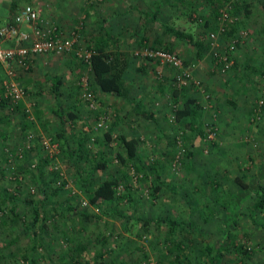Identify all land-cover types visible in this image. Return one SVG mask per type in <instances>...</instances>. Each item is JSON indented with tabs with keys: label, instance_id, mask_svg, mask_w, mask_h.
I'll list each match as a JSON object with an SVG mask.
<instances>
[{
	"label": "rangeland",
	"instance_id": "rangeland-1",
	"mask_svg": "<svg viewBox=\"0 0 264 264\" xmlns=\"http://www.w3.org/2000/svg\"><path fill=\"white\" fill-rule=\"evenodd\" d=\"M69 1L39 0L41 2L40 6L47 4L45 7L50 4L53 5L54 2L64 4L70 13L69 16H62L63 24L61 27L64 31H69L82 25L80 33L83 44H88L85 31L89 28H86L84 22L88 18L86 19L80 8L94 6L103 10L108 5L107 3L113 0H108V2L107 0ZM73 1L79 4L77 8L72 5ZM115 1H119L117 5L121 7L123 1L128 2L129 0ZM135 1L143 9L152 10L155 5L154 0ZM240 1L233 0V4L240 3ZM183 2L184 4L176 12L177 15L172 13V16H170L169 7L168 12H161L159 15L161 23L158 25L153 24V26L147 25L143 30L144 35L142 37L147 38L146 45H153L155 41H158L162 45L170 46L185 61V65L191 69L194 79L199 81L198 86L191 85L186 87V90L190 91L191 95L200 104L201 116L197 121V126L204 131V135L198 136L189 130L182 133L180 124L175 121L174 110L180 104L175 102L172 97L174 71L170 67L161 68L158 65V73H154L152 79L146 77V80L151 82L158 80L157 95L152 96V92L149 91L150 95L145 94L148 101L144 100L146 102L144 104L148 105L149 103L147 108L153 112L155 111L156 122L143 120L135 113L119 112L115 105V102L120 101L119 99L110 98L113 104L108 105L109 103H105L108 100L104 99L101 102V98L94 89L98 105L96 109H91L82 99L81 91H79L76 107L83 124H80V122L79 124L74 123L68 119L66 125H62L70 141L68 151L75 149L78 140H80L84 141L89 153H94L95 158L100 156L99 152L106 150V148L100 142H96L100 141L102 134L111 128L114 135L122 133L126 136L139 137L141 140L139 151L141 160L137 165L145 164L148 166L158 158L160 162L158 172L163 173L168 183V186H163L161 191L153 196L151 189L154 175L147 174V176H144L142 173H138L134 168L137 166L136 164L121 167L119 169L121 173L126 171L128 177L126 180H122L118 187L117 193L120 198L114 202H104L101 204V209H97L89 204H84L87 202V197L81 189L80 183H78L76 166H73L71 159H68L70 155L66 152L59 153L58 142L54 138L61 129V122L53 112L46 115V118L42 121L45 123L44 125L41 124L39 128L35 125L33 129L25 130V132H22V127H12L3 124V122L0 123V170L5 172L0 178V184L8 192L15 190L18 193L19 190L21 199L24 197H39L36 183L30 177L38 172L36 168L38 161L44 160L45 182L54 178L56 185L62 184L65 195L64 200L71 201L79 209L99 213L102 217L101 219L86 220L58 208L55 213L46 210L45 214H40L39 222L32 228L29 226L33 214L30 212L29 206L20 203L18 205L19 221L11 223V217L3 215V217L6 216V225L0 224L1 263L16 264V260L21 263L24 261V258H21L18 252L19 247H23L25 250L32 247V233L25 230L26 233L24 232L20 241L8 248H6V243L17 233L22 234V231L28 227L37 231L38 234V245L33 254L38 264H72L74 261L89 264L93 262L99 249L104 251L101 258L105 264H140L143 262L145 264H157V259L161 263H165L167 247L165 238L173 234L181 239L182 235V231H178L176 234H174L175 232L169 233L164 220L168 218L178 219L180 226L184 227L189 222L193 223L197 232L191 231L193 245H195L196 250V253L193 252L191 255L192 264H204L203 258L200 259L197 252L203 249L205 244L213 243L224 237L225 231L219 228L220 220L224 214L222 209L223 199L227 193L236 189L233 177L247 173L250 170L247 167L253 165H251L252 159H255L256 162L260 160L261 154L248 153L249 150L255 151L261 147L264 140V87H259L260 84L264 85V70L262 73L253 74L248 67L245 68L246 70L240 69L239 65H235V57L239 53L241 54L242 49L244 53H250L249 55L254 57L258 55L261 61H264V27L257 26L259 27L257 28L250 24V21L246 23L243 19H240L241 17L239 18V14L231 16L240 23V27L229 40L224 39L222 35H218V42L222 47L228 45L230 41L236 40L235 50L230 53L232 63L226 70L221 71L214 64L212 49L209 47L208 42V33L217 30L219 23L222 21L221 15L212 17L213 14L209 7L200 3L197 4L196 0H183ZM73 18L77 21L74 22ZM131 19L130 22H134ZM139 20L136 22L137 26L135 28L141 26L140 22L143 21V18ZM206 20H209L210 24L213 23V27H205L204 22ZM243 22L246 24H243ZM164 24L172 25L177 29L190 33L194 41L202 45L203 48L199 58L200 60L207 59L206 61H211V67L216 72L218 79L225 81L230 76L232 79L234 73H238L239 79L245 80V84L251 85L255 82L258 87H233L230 85L229 87H223V90H221L222 87L209 89L204 80L194 74L196 68L194 62L199 61L195 57L196 44L191 43L186 38H175L166 33L163 27ZM241 31L246 32L244 37H241ZM142 39L132 47L133 57H135L134 51L142 46L144 41ZM261 41L262 43H259ZM191 58L196 60L189 61ZM261 61L258 63L260 69L264 66V62ZM164 68L168 69V73L163 72ZM165 81L168 86L164 87V91L159 86L160 84L165 86L163 84ZM235 82L239 81L235 80ZM160 89L163 90L160 91ZM235 89L239 91L236 93ZM242 90L246 91L242 92ZM30 111L29 113L26 112L29 116ZM66 112L64 111V113ZM100 115L107 117L104 126L98 125ZM26 120L28 119L26 118ZM35 122L33 120L31 124L34 126ZM36 135L40 136L37 145L34 143ZM72 136L73 138H71ZM177 136H180V143L176 142ZM43 139H49L52 152L42 144ZM109 147L111 150L107 152H110V154L116 150L112 144ZM188 151L191 155L188 154ZM4 158H6V163L2 161ZM18 159H27V161L22 166L23 170L18 173L22 186L16 188L17 171L15 165ZM85 161H82L81 165L86 163ZM255 166H253L254 170ZM118 168V163L114 159H109L106 168L98 172V176L105 178L117 175ZM253 172L252 170L251 173ZM219 184L221 186L218 187ZM126 186H129L130 189L128 195ZM123 194L125 197H122ZM173 199H177L179 202L174 203ZM243 213L239 220L240 228L235 229L234 226H230L229 229L231 230L227 233L229 238L238 243L246 241V249L250 253L248 256L243 255L240 257L226 253L227 258H224L226 259L224 264H264V216L250 212L247 208ZM138 215H142L144 219H154L155 221L148 225H142V220L136 223L129 220V218H135L134 220H136ZM128 228L129 230H127ZM78 243L84 244L83 251L82 249L76 250ZM10 251L15 254L14 257L13 254L9 253ZM44 252L48 253L46 255L49 256L46 257ZM71 257H73V260ZM99 260L101 259L99 258Z\"/></svg>",
	"mask_w": 264,
	"mask_h": 264
},
{
	"label": "trees",
	"instance_id": "trees-1",
	"mask_svg": "<svg viewBox=\"0 0 264 264\" xmlns=\"http://www.w3.org/2000/svg\"><path fill=\"white\" fill-rule=\"evenodd\" d=\"M227 2H229V0H207L206 6H208L211 10V13L213 14L212 17H215L218 15L220 16L221 7L226 5ZM259 3L264 13V0H260ZM248 5L249 2H247V0H241L240 3L233 4V7L229 11V15L233 16L239 13L241 7H246ZM157 13L158 8L156 12L151 14V18L154 19ZM223 24L224 31L218 33V35H222L224 39L229 40L232 36L237 33V27L240 23L236 20H233V22L224 21ZM204 26H210V21L206 20L204 22ZM163 27L165 32L171 34L173 37L180 39L186 38L193 44H196L197 53L201 55L203 47L200 43L194 41L193 36L190 33H186L183 30L177 29L176 27L169 24H164ZM146 39L147 38L144 39L142 45H145ZM102 40L103 39L101 37L95 36L87 42V45L94 50V53L91 57V70L89 73L91 89H98V91L105 94L123 96V74L128 65L129 53L119 49L118 47L107 48V45L104 44ZM149 46L168 50L179 55L170 46L162 45L158 41H155L153 45ZM147 61L154 60L147 59ZM172 97L174 98L175 102L180 104V106L174 110V116L175 121L180 124L181 132L185 133L189 130L191 133H195L198 136H203L204 131L197 126V121L200 119L201 116L200 104L197 99L190 96V92L186 90V87H172ZM0 103L1 106L5 107L6 109V114L4 115L5 117L9 118L10 114H12L13 112H21L24 117L26 116V111L21 101L18 104L14 105L13 109H10V106L8 105L6 100L1 101ZM138 108V113L145 114L148 118L153 119V113L143 109V107L141 106H137V109ZM52 112L59 118V121L61 122V129L54 138L58 142L59 153L63 154L64 152H66L68 155H70L68 159H71L72 165L76 166V171L78 174L77 178L79 180L78 183H80L81 189L86 194L87 203L94 208L101 209L102 203L117 201V199L120 198L117 193L118 187L121 184V181L126 180L128 177V173L126 171H122L121 173V170L119 169L121 167L129 166L131 164H138V162L141 160V155L139 152L141 140L138 137H128L122 133H117L114 135L112 133L113 129L109 128L102 134V139L96 142H100L106 148V150L99 152L100 156L95 158L94 153H89L84 141L80 140H78L75 149L68 151V148H70V141L69 137L66 136L65 128L62 127V125L65 126L68 119L75 123L77 119V116L75 115L76 113L73 110H69L64 113L61 108H58ZM4 116L0 115V120H5ZM27 124L25 123V125L22 126V132H25V130L29 131L33 129L34 126L31 123L28 125ZM39 137V135H36V137L34 138L35 145H37L38 141H40ZM71 138H73V136ZM111 144L115 147L114 149L116 150L110 154V152L107 151L111 150V148L109 147V145ZM68 152H70L71 154H69ZM189 152L190 151H188V154L191 155V153ZM109 159H114L118 163V174L114 176L100 178V176H98V172L106 168L107 161ZM2 161H5V163L7 162L6 158H4ZM16 161L17 163L15 165V169L17 171V176L15 183L17 185L16 188H19L22 186V183L21 179L18 177V173L19 171L23 170L22 166H24L27 159H18ZM82 161H85L86 163L81 165ZM158 165H160V162L158 161V158H156L148 166L143 164L134 167L138 173H142L144 176H147V174L154 175L153 187L151 189L153 196L157 195L158 192L161 191L163 186H168L167 180L164 178L163 173L158 172ZM36 168L38 172L36 174H32L30 179L36 183V189L38 194L40 195L39 197H24L23 199H21L19 197V190L18 193H16L15 190L12 192H8L6 188L3 187L2 184H0V224L6 225V216L11 217V223H17L19 221L20 216L18 214V205L20 203L29 206V210L33 214L32 221L29 226L32 228L37 222H39L40 214H45L47 212L46 210L55 213L57 212L58 208H62L66 211L71 212L73 215H78L82 219L86 220L102 218L100 216L101 214L99 213L79 209L71 201L66 199L64 200L63 198L65 197V195L62 184L59 186L56 185L55 181L53 180L54 178L50 179L48 182H45L46 178H44L43 170L45 169L44 160H39L38 166ZM4 173L5 172L3 170H0V178L1 176H3ZM233 182L236 185V189L227 193L222 202V208L224 209L226 215L224 220H222V225L224 228H226L225 236L222 239L214 241L213 243L205 244L203 249H200V251L197 252V256L200 259L203 258L204 264H224L223 258L226 253H229L235 257H240L243 255L248 256L250 251L248 252L246 249V241L238 243L232 238H229L228 233L231 230L229 229V227L234 226L235 228H238L240 217L244 214L243 211L246 210V208L250 212H255L256 214L264 216V156L260 160L259 165L257 167V171L255 173H251V171L249 170L247 171V173H243V175H235L233 177ZM128 187L129 186H126V189L128 190L126 192L127 195L130 191ZM122 197H125L124 194L122 195ZM3 215L6 216L3 217ZM140 220H142V225H148L151 222V219L145 220L144 218H142ZM165 222H167V224L171 226L168 230L169 233L175 232L174 234H176V232L182 231V235L181 239H178V237L173 234L165 238V241H167V247L165 251L166 261H164L165 263H161L157 259V264H192L191 255L193 252L196 253V250L195 245H193L194 243L192 241L193 236L191 231L197 232L194 229L193 223H187L184 227L180 226V222L178 221V219H169L167 221L165 220ZM29 227L27 229H24L22 231V234L17 233L12 239H9V241L6 243V248H8L10 247V245L14 243L17 244L20 241L25 230L28 233H32V247L29 250H25L23 249V247H19L18 252L20 254V257L24 258V261H22L21 263L16 260V264H38V262L35 261L33 257V254L36 251L38 245V234L37 231H34V229L32 230V228ZM199 233L200 232L198 231V234ZM81 244L82 243H78V246L76 245V250H80L78 248L80 246L84 247V244ZM9 253H11V255L13 254L14 257V253H12L11 251ZM46 254L48 253L44 252V255ZM103 254L104 251L98 252L96 257L93 259V262L89 264H105L104 260H102L101 258L103 257ZM48 256L49 255H46V257ZM71 258L73 260V257ZM99 258L101 260H99ZM0 264L4 263L0 262ZM72 264L83 263L74 261Z\"/></svg>",
	"mask_w": 264,
	"mask_h": 264
},
{
	"label": "crops",
	"instance_id": "crops-1",
	"mask_svg": "<svg viewBox=\"0 0 264 264\" xmlns=\"http://www.w3.org/2000/svg\"><path fill=\"white\" fill-rule=\"evenodd\" d=\"M24 1L27 2L24 3ZM24 1L0 0V29L4 27L7 23H9L12 20L13 15L18 11H20V9L23 8L25 5H32L38 8L40 10V16L42 19H44V21L52 24H56L59 30L63 29L61 27V25L63 24L62 19L65 15L69 16L70 13V11L65 8L64 4L62 3L59 4L57 2H54L53 5L49 3L50 5L45 7L47 4L40 6L41 2H39V0H24ZM61 1L65 2L69 0H61ZM113 1L108 2L107 0L108 5H106V8L103 10L95 8L94 6H86V7L81 6L82 8H80L84 12L83 15L86 17V19L88 18L87 20L84 21L86 28H89L87 29V31H85L87 42L90 41L92 37L95 36L101 37L103 39L102 40L103 43L107 45V48L118 47L119 49L129 53L128 65L123 74L124 95L118 96L114 94H105L98 91V89H95V92L99 95V98H101L100 99L101 102L104 101V99H107L108 102L105 103H109L108 105L113 104V101H111L110 98L119 99L120 101L115 102V105L119 109V112L135 113L143 120H150L156 122L157 116L155 114V111L153 112L152 110L148 109L147 107L149 103L148 105L144 104L146 103L144 100L148 101L145 94L150 95V92H152L151 94L152 96H154V94L157 95L156 92H158V80H156L155 82H151L146 80V77L152 79L154 73H158L159 64L154 61L139 60L133 57L131 49L135 44H138L139 40L144 38V36L142 37V35H144L143 30L146 28L147 25L153 26V24L158 25L161 23L159 21L160 19L159 15L161 12H168L169 11L168 7H169L171 13L170 16H172V13L174 15H177L176 12L178 8L182 4H184V2L183 0H154L155 5L152 8V10H149V9H143L139 5V3L135 0H129L128 2L123 1L121 7L117 5L119 1H115V0ZM196 1L197 4L200 3L203 4L204 6L207 5V0H196ZM259 1L260 0H247V2H249V5L246 7L245 6L241 7L239 13L237 14H239V18L241 17L240 19H243L246 23L250 21V24L256 27L261 26L262 28L264 27V13L262 11ZM73 2L72 5H75L77 8L79 4L75 1ZM157 8H158V13L156 14L155 18L152 19L151 14L156 12ZM130 18H132L131 20H133L134 22L131 23ZM141 18H143V21L140 22L141 26L135 28V26H137L136 22ZM75 21L77 20L74 19V22ZM245 22H243V24H246ZM129 23H130V27H129ZM212 24L213 23L210 24V27H213ZM239 27L240 24L237 27V29ZM21 29L29 34L32 31V28L27 23H22ZM0 40L2 41L3 45H8V46L28 44V42H23V41L18 42L15 39L3 40L0 38ZM259 43H262V41ZM241 54L239 53L237 56L235 54L236 66L239 65L240 69L241 68L245 69L248 67L253 74H258L263 72L264 66L261 69L260 66H258L259 61H261L260 56L257 55V57H254L253 55H249L250 53L249 54L244 53L242 49H241ZM195 57L200 62L199 61L194 62L196 64V68L194 69V74L197 77H200L202 80H204L206 86L209 87V89L211 90L214 89L215 87H222L221 90H223V87H229L230 85H232L233 87H258V85L255 82H253V84L251 85L245 84V80L239 79L240 76L237 75L238 73H234V77L232 79L230 76L225 81H222L216 77V72L211 67V61H206L207 59L200 60L197 50ZM196 59L191 58L189 61ZM84 67L85 64L82 63L75 56L74 52L61 54V55L37 54L31 56L27 60V64L25 67L14 65L15 73L13 79L17 82L18 85L24 87V89L27 92L26 99L22 101L23 107L25 108L26 105L29 104L30 109L32 110L30 111V116L29 114L26 113L27 115L24 117L21 114V112H16V113L13 112L12 114H10V117L8 118L4 116L6 114V109L5 107L1 106L0 103V109H1L0 115L4 116L5 118V120L1 119L0 123L3 122V124L11 125L12 127H16V126L22 127L23 125H25V123L30 124L34 120L36 121L35 124L33 123L34 127L36 125L37 128H39L41 124L42 125L45 124L42 121L46 118V115L48 113H51L52 111L58 108H61L63 112L73 110L76 113L75 115L77 116L75 123L77 122L79 124L80 122V124H83L81 115L78 113L79 111H77L78 108L76 107L77 106L76 101L78 100L80 94L79 92L80 89L77 81L80 77L81 72L84 70ZM160 67L162 68L161 65ZM167 70L166 68H164L163 72L168 73ZM8 79H10V76L7 74L6 67L4 64L0 63V93H2L3 91L4 82ZM235 80H238L239 82H235ZM163 84H165V86L160 84L159 87L163 88L165 91L167 85L166 81L165 83L163 82ZM259 87H264V85L260 84ZM163 89H160V91ZM238 91H239L238 89H235L236 93ZM245 91L246 90H242V92ZM190 96L195 98L193 95H191V92H190ZM153 99L156 100L155 97H153ZM137 106H141L143 107V109L153 113V119L148 118L145 114L138 113L139 108L137 109ZM26 118L28 120L29 119L31 120L28 121L26 120ZM57 119L59 120L58 117ZM128 137H132V136H128ZM246 149H248V147H246ZM253 153L261 154L260 160L263 158L264 140L261 144V147H259L255 151L249 150L248 154H253ZM260 160L256 162L255 159L254 160L252 159L251 165L252 164L253 165L247 168L250 169V171L253 170L254 171L253 173H255L257 171V167L259 165ZM253 166H255V170L253 169L254 168ZM219 186L221 185L219 184L218 187ZM173 202L175 203L179 201L177 199H173ZM223 212L224 214L220 220L219 228L226 232V228H224L222 225V220H224L226 216L224 209ZM142 217H143L142 215H138L136 219L139 220H134L135 218H131V219L129 218V220H132V222L134 221V223H136L137 221H140V218ZM169 219L170 218L164 220L167 221ZM150 221H151L150 223L152 222L154 223L155 220L151 219ZM165 223L167 225V230H169L171 226H169L167 222ZM238 228H240L239 225ZM127 230H129V228ZM78 248L82 249L81 246ZM100 251L103 250L99 249L98 252ZM225 257L227 258V254H225L224 258ZM224 258H223V263L226 261V259Z\"/></svg>",
	"mask_w": 264,
	"mask_h": 264
},
{
	"label": "built area",
	"instance_id": "built-area-1",
	"mask_svg": "<svg viewBox=\"0 0 264 264\" xmlns=\"http://www.w3.org/2000/svg\"><path fill=\"white\" fill-rule=\"evenodd\" d=\"M233 7V0H229L226 5L221 7L220 15L222 21L219 23L217 31L208 33L209 47L212 49L214 64L221 71L230 67L232 59L230 53L235 50L236 40L230 41L228 45L221 46L218 42V33L224 31V21L233 22L235 18L229 15L230 9ZM27 23L31 28V33H27L21 29V24ZM79 27H74L69 31L59 30L56 24L44 21L40 16V10L32 5H25L17 13L13 15L12 20L0 29V38L3 40L15 39L18 42H28V44H19L17 46L3 45L0 40V63L6 67L7 74L10 79L4 82L2 93H0V102L6 100L10 109L24 101L27 92L13 79L14 65L25 67L27 60L37 54H67L74 52L75 56L85 64V69L81 72L78 79V86L81 91L82 99L87 103L89 108L96 109L98 105L97 97L90 86V70L91 57L94 50L87 44H83L82 35ZM245 31H241V37H244ZM134 56L141 60L152 59L161 66H167L173 69V86L189 87L191 85H199V81L194 79L191 69L188 68L182 58L174 52L155 48L149 45H142L134 51ZM160 76V75H159ZM158 77V76H156ZM262 102V101H260ZM25 111L29 113L30 105L27 104ZM105 115L99 116V126H104ZM180 136L176 137V142L180 143ZM42 144L50 148L49 139H43ZM84 204H88L85 202ZM140 264H145L140 263Z\"/></svg>",
	"mask_w": 264,
	"mask_h": 264
}]
</instances>
